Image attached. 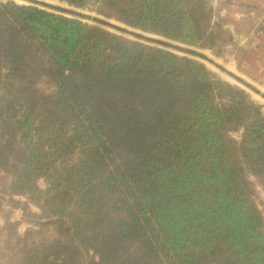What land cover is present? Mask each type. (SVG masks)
Here are the masks:
<instances>
[{"label": "trees", "instance_id": "trees-1", "mask_svg": "<svg viewBox=\"0 0 264 264\" xmlns=\"http://www.w3.org/2000/svg\"><path fill=\"white\" fill-rule=\"evenodd\" d=\"M63 1L222 55L233 40L209 0ZM18 2L0 0V170L53 231L16 235L12 264H264L262 103L199 59Z\"/></svg>", "mask_w": 264, "mask_h": 264}, {"label": "rangeland", "instance_id": "rangeland-1", "mask_svg": "<svg viewBox=\"0 0 264 264\" xmlns=\"http://www.w3.org/2000/svg\"><path fill=\"white\" fill-rule=\"evenodd\" d=\"M14 1L17 2L22 0H14ZM34 3L37 6L49 10H53L68 16L78 17L88 23H93V21L83 17V15L87 14L90 16H96L102 21V22L100 21L101 23H99V25L110 31L118 33L130 40L142 41L159 47L160 46L167 48L169 47L170 49H171V44H174V46L175 45L185 46V47L188 46L181 42L168 39L164 36L132 27L118 20L115 17L102 15L95 10L96 4L93 2L87 3L86 6L84 7H76L63 0H51V1L34 0ZM105 21L108 22L112 21L111 23L120 27V29L110 26ZM138 33L146 35L147 38L137 37ZM221 42L222 40L216 41V43L219 45L214 46L212 49L191 46L192 48H195L196 50H199L200 52L205 54L208 60H205V58L202 59L193 56L191 57L199 59L200 61L204 62L208 68H210L214 73H216L217 76L232 82L228 77L232 76L235 78V75L224 68L223 65L225 64V62L222 60V58L228 52V49H224L222 55ZM172 50H174V48ZM174 52L186 55L184 54L183 51H180L178 49L174 50ZM232 83H234V81ZM38 87L42 91H48L51 89V85L49 83H46L44 80L38 81ZM261 100L264 102V98ZM234 135L238 136L239 132L234 133ZM249 178L253 181L255 187L254 200L257 202L264 215V190L260 186L256 177L250 176ZM10 179H11V175L9 173L0 170V264H12L11 254L15 251L16 235L24 234V232L27 230H32L34 237L37 239L47 234L51 235L53 231L52 226L47 224H41V220L36 218L34 214L39 213V210L32 203V201H30L25 195H19V194L14 195L9 192L8 186ZM38 184L41 187H44L45 186L44 179L40 178L38 180Z\"/></svg>", "mask_w": 264, "mask_h": 264}, {"label": "crops", "instance_id": "crops-1", "mask_svg": "<svg viewBox=\"0 0 264 264\" xmlns=\"http://www.w3.org/2000/svg\"><path fill=\"white\" fill-rule=\"evenodd\" d=\"M209 1L214 20L222 19L233 38L222 58L224 68L264 107V0Z\"/></svg>", "mask_w": 264, "mask_h": 264}, {"label": "water", "instance_id": "water-1", "mask_svg": "<svg viewBox=\"0 0 264 264\" xmlns=\"http://www.w3.org/2000/svg\"><path fill=\"white\" fill-rule=\"evenodd\" d=\"M22 1H24L25 3H32V4H35L34 3V0H22ZM83 17H85V18H88V19H90V20H92L93 21V23H101L102 21L98 18V17H96V16H90V15H87V14H85V15H83ZM101 21V22H100ZM107 24H109L110 26H112V27H114V28H119L120 29V27H118L117 25H115V24H113V23H111V22H108V21H105ZM103 24V23H102ZM122 28V27H121ZM128 30V29H127ZM137 37H140V38H147V36L146 35H144V34H140V33H138L137 34ZM161 47V46H160ZM163 47V46H162ZM164 48H167V47H164ZM174 48V50H176V49H178V50H180V51H183L184 52V54H186V55H190V56H193V57H198V58H205V60H208V58H206L207 56L205 55V54H203L202 52H200L199 50H196L195 48H192L191 46H174V44H171V49L168 47L167 49H169V50H171V51H174V50H172Z\"/></svg>", "mask_w": 264, "mask_h": 264}, {"label": "bare ground", "instance_id": "bare-ground-1", "mask_svg": "<svg viewBox=\"0 0 264 264\" xmlns=\"http://www.w3.org/2000/svg\"><path fill=\"white\" fill-rule=\"evenodd\" d=\"M51 1V0H50ZM19 3H24L23 1H20ZM60 6V5H59ZM86 11V10H85ZM112 22V21H111ZM131 29V28H130ZM226 64V63H225ZM211 65V64H210ZM212 66V65H211ZM230 80L234 81L232 77H228ZM237 83V82H236Z\"/></svg>", "mask_w": 264, "mask_h": 264}]
</instances>
